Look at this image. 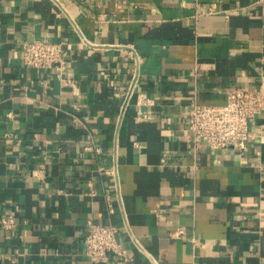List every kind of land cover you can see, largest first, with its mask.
I'll list each match as a JSON object with an SVG mask.
<instances>
[{"label":"crops","instance_id":"1","mask_svg":"<svg viewBox=\"0 0 264 264\" xmlns=\"http://www.w3.org/2000/svg\"><path fill=\"white\" fill-rule=\"evenodd\" d=\"M46 36L75 87L24 65L17 40ZM137 67L150 102L124 112ZM263 74L264 0H0V264H116L86 253L90 218L135 264H264V109L244 153L187 126Z\"/></svg>","mask_w":264,"mask_h":264},{"label":"built area","instance_id":"2","mask_svg":"<svg viewBox=\"0 0 264 264\" xmlns=\"http://www.w3.org/2000/svg\"><path fill=\"white\" fill-rule=\"evenodd\" d=\"M65 40L46 37H29L17 40V46L24 65L40 69H54L62 85L75 87V80L68 70V51ZM132 52V50H131ZM139 55L137 54V57ZM140 72L133 71L129 85L120 91L123 96V111L129 108L137 94L139 103H149V96L138 91ZM76 91V88H74ZM264 109V74L254 84L235 85L228 89L224 103L200 101L193 97L187 110V126L195 151L207 145L211 151L234 146L244 153L254 133L252 120ZM113 169L106 170L112 173ZM108 200L110 196H107ZM17 215L12 212L0 216V225L5 230L14 228ZM184 236L186 230L179 227L172 232ZM120 228L114 222H96L88 219L84 237L86 253L95 262L114 259L116 264H135L134 256L120 238ZM194 239V238H193ZM196 241V239H194Z\"/></svg>","mask_w":264,"mask_h":264}]
</instances>
